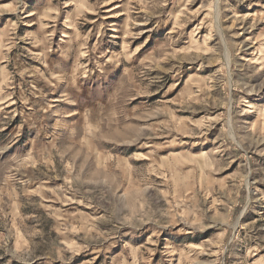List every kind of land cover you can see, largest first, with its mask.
<instances>
[{
  "label": "rangeland",
  "instance_id": "374dc122",
  "mask_svg": "<svg viewBox=\"0 0 264 264\" xmlns=\"http://www.w3.org/2000/svg\"><path fill=\"white\" fill-rule=\"evenodd\" d=\"M0 264H264V0H0Z\"/></svg>",
  "mask_w": 264,
  "mask_h": 264
}]
</instances>
